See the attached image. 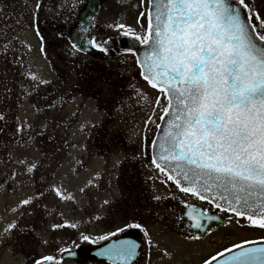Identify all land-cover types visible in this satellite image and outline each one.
Here are the masks:
<instances>
[{
    "label": "rangeland",
    "instance_id": "1",
    "mask_svg": "<svg viewBox=\"0 0 264 264\" xmlns=\"http://www.w3.org/2000/svg\"><path fill=\"white\" fill-rule=\"evenodd\" d=\"M36 2L0 0V231L17 219L21 227L32 230L20 244L9 241L0 245V264H34L45 255L54 257L52 264H93L63 261L60 250L75 249L87 242L81 233L95 238L117 227L125 229L132 220V213H123L130 209L128 176L145 170L140 175L146 183L149 181L148 164L140 157V142L147 133L145 121L152 117L147 130L153 132L165 101L162 94L141 81L133 54L128 51L111 49L115 53L110 57L120 63L123 75V81L115 83L103 81L100 73L85 67L62 62L41 34L43 9L36 13ZM247 2L257 11L264 8V0ZM111 5L113 13L106 9L97 23L104 36L117 42L126 29L115 25L136 28L139 6H130L118 19V4L111 0ZM37 32L41 35L37 36ZM30 73L50 83L33 81ZM157 96H161V108L155 105ZM117 158L121 163L114 166ZM32 162L38 167L28 173L27 166ZM53 184L75 200H61L49 192ZM38 192L45 193L39 208L35 202L32 207L19 206L21 199ZM166 195L163 191L160 206L164 211ZM106 199L110 205H103ZM65 222L78 223V228L52 230V224ZM150 239L148 256L151 254L159 264L192 263L230 240L219 236L179 240L173 233L156 231ZM88 251V247L82 249L83 254ZM165 251L170 255L165 256ZM146 263L152 264L149 257Z\"/></svg>",
    "mask_w": 264,
    "mask_h": 264
},
{
    "label": "snow or ice",
    "instance_id": "2",
    "mask_svg": "<svg viewBox=\"0 0 264 264\" xmlns=\"http://www.w3.org/2000/svg\"><path fill=\"white\" fill-rule=\"evenodd\" d=\"M147 5L148 25L144 34L121 23L115 27L126 29L120 33L122 36L146 46L143 57L136 60L140 75L167 100V105L160 109V120L165 124L156 125L162 135L151 142V164L181 192L207 201L221 212L243 217L251 226L264 230V8L257 11L247 0H147ZM41 8L37 0L35 12L39 13ZM70 43L75 52L84 51L82 46ZM107 44L108 40L88 39V45L102 52L108 51ZM126 51L136 55L132 48ZM30 77L41 84L50 83L35 73H30ZM136 91L147 101L139 89ZM161 103V96H157L155 105ZM151 120L149 117L145 121L146 128ZM120 163L117 158L114 166ZM37 167L32 162L27 172L32 173ZM84 191L80 188V192ZM49 192L61 200H75L55 184ZM44 196V192H38L21 199L19 206L32 207L35 202L39 208ZM110 204V200L103 201V205ZM185 209L184 215L193 229L204 231L203 220L219 219L194 205L185 204ZM48 214L51 215L50 210ZM63 227L78 228V223L51 225L52 230ZM126 227L141 229L152 246L149 232L140 223H128ZM31 231L21 227L18 219L13 220L0 231V245L9 241L20 244ZM123 231L124 228L117 227L95 238L80 235L84 241L95 244ZM185 239L200 237L188 235ZM140 247L135 241L117 240L98 255L106 256L111 264H139ZM234 248L240 250L220 264H264V246L245 248L240 243L217 251L203 259L202 264H213L217 257ZM60 251L70 253L67 248ZM164 255L170 253L165 251ZM53 260L52 255H45L34 264Z\"/></svg>",
    "mask_w": 264,
    "mask_h": 264
},
{
    "label": "flooded vegetation",
    "instance_id": "3",
    "mask_svg": "<svg viewBox=\"0 0 264 264\" xmlns=\"http://www.w3.org/2000/svg\"><path fill=\"white\" fill-rule=\"evenodd\" d=\"M88 0H43L42 3V24L40 26L41 34L43 35L46 43H49L55 48V52L58 58L68 65H74L77 68L85 67L99 74V77L106 82H119L123 81L122 69L120 63L115 58L110 57L115 52L111 49H118L126 51V49L134 48L135 45L131 42H122L125 36H121L117 42L111 37L104 36L101 31V24L97 23V19L103 15L105 10L109 8L111 11V0H100V12L98 15L93 16L87 23L82 16L84 14ZM118 6L116 8V14L118 19H122L125 16V11L131 6L135 8V4L139 6L137 13V22L135 31L138 34H144L147 29V0H115ZM131 9V10H132ZM144 12L142 17L140 13ZM113 13V12H112ZM94 37L98 42L108 40L107 52H102L96 48H92L88 45V39ZM130 38V37H126ZM71 42H75L78 46H82L84 51L75 52L71 48ZM138 42V41H137ZM139 43V42H138ZM140 44V43H139ZM114 64V65H113ZM149 89L150 85L144 80H141ZM68 91V90H67ZM120 108V107H119ZM161 108V106H160ZM160 115H162L160 111ZM160 120V117H159ZM158 120V121H159ZM155 124L154 131L147 130L144 127L146 135L141 139L140 145L143 146V153L141 158L148 164L149 181L146 183L140 172V170L128 176L127 183H129L128 189L131 200L129 201V211L123 210V213H132V220L129 223H140L144 229H146L150 238L154 232L158 233H173L177 235L181 240L185 239L188 235H198L201 238H208L211 236H219L222 240L229 238L223 244L217 245L214 249L209 251L206 255H201L195 258L194 262H188V264H202L203 259L210 258L211 255H215L217 251H223L225 247H231L233 243H244V241H256L264 239V230L251 226L250 222L243 217H236L231 212H221L213 205L207 203V201H201L197 197H193L190 194L181 192L171 181H167L166 177L159 173L157 169L151 164L150 146L153 136L156 131ZM145 134V133H144ZM148 134V135H147ZM127 143L125 139H123ZM147 168V167H146ZM126 177V175H124ZM154 191V192H153ZM163 191L167 194L168 204L164 207L166 211L160 206L161 196ZM159 196L160 199L156 200L154 197ZM185 204L194 205L200 209L209 210L208 214H215L219 217L217 220H203L204 231L193 229L190 227L191 221L184 215L186 209ZM231 217V220L229 219ZM239 220V223H237ZM239 234H242L241 236ZM114 242L117 240H129L135 241L141 247L137 249L139 264H147V257L150 258L152 264H159V261L152 259L149 255L150 248L147 246L146 238L143 231L137 228H125L123 232L117 233L112 236ZM107 240V241H109ZM107 241H99L98 243H91L89 241L83 243L76 251L83 259H91L93 264H111V262L105 258L100 259L97 253H93L99 247H101ZM178 242V241H177ZM181 244V242H178ZM178 244V245H179ZM177 245V243H176ZM89 251L87 254H83V248H87ZM178 247V246H177ZM80 263H87L88 261H79ZM45 264H52V262H45Z\"/></svg>",
    "mask_w": 264,
    "mask_h": 264
},
{
    "label": "water",
    "instance_id": "4",
    "mask_svg": "<svg viewBox=\"0 0 264 264\" xmlns=\"http://www.w3.org/2000/svg\"><path fill=\"white\" fill-rule=\"evenodd\" d=\"M100 11V0H88V3L86 5V9L85 12L82 16V18L85 20L83 21L84 23H87V20L98 14ZM122 42H131L135 45V47L133 48V51L136 52L135 55V59L137 60V58H142L143 57V53L146 50V46L145 45H140L138 44L137 41H134L131 38H123ZM137 64V63H136ZM138 66V65H137ZM139 67V66H138ZM140 72H141V68L139 67ZM161 125L165 124V121L160 122ZM160 135H162V132L160 130L157 129L156 134L154 136V138H158ZM153 138V139H154ZM151 155H153V148H152V144H151ZM259 246H264V241H258V242H254V243H248V244H243V247L245 248H249V247H259ZM240 249H232V252H224V255L222 257H217V261L213 262V264H220V262L224 259H227L230 255H232L233 253L239 251ZM60 257L62 259H76V260H82V257L78 256L76 251L74 250H70L69 252H63L60 254ZM106 257V256H104ZM91 260V259H90Z\"/></svg>",
    "mask_w": 264,
    "mask_h": 264
}]
</instances>
